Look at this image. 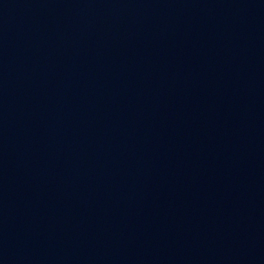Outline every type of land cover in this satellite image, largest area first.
<instances>
[{
    "label": "water",
    "instance_id": "water-1",
    "mask_svg": "<svg viewBox=\"0 0 264 264\" xmlns=\"http://www.w3.org/2000/svg\"><path fill=\"white\" fill-rule=\"evenodd\" d=\"M0 264H264V0H0Z\"/></svg>",
    "mask_w": 264,
    "mask_h": 264
}]
</instances>
